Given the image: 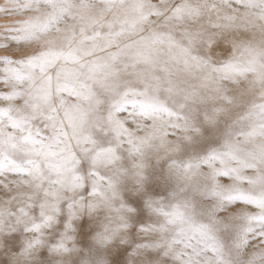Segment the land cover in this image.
I'll list each match as a JSON object with an SVG mask.
<instances>
[{
	"label": "snow or ice",
	"instance_id": "obj_1",
	"mask_svg": "<svg viewBox=\"0 0 264 264\" xmlns=\"http://www.w3.org/2000/svg\"><path fill=\"white\" fill-rule=\"evenodd\" d=\"M0 15V264H264V0Z\"/></svg>",
	"mask_w": 264,
	"mask_h": 264
},
{
	"label": "rangeland",
	"instance_id": "obj_2",
	"mask_svg": "<svg viewBox=\"0 0 264 264\" xmlns=\"http://www.w3.org/2000/svg\"><path fill=\"white\" fill-rule=\"evenodd\" d=\"M11 19H15V17L6 19L3 15H0V25L10 22Z\"/></svg>",
	"mask_w": 264,
	"mask_h": 264
}]
</instances>
